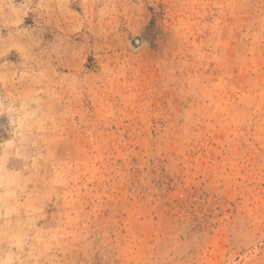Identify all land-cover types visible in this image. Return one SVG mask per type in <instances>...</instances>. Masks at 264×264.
I'll return each mask as SVG.
<instances>
[{"label":"clouds","instance_id":"9594fccd","mask_svg":"<svg viewBox=\"0 0 264 264\" xmlns=\"http://www.w3.org/2000/svg\"><path fill=\"white\" fill-rule=\"evenodd\" d=\"M0 264H264V0H0Z\"/></svg>","mask_w":264,"mask_h":264},{"label":"rangeland","instance_id":"374dc122","mask_svg":"<svg viewBox=\"0 0 264 264\" xmlns=\"http://www.w3.org/2000/svg\"><path fill=\"white\" fill-rule=\"evenodd\" d=\"M149 31H150V29H149ZM188 39L190 40L191 46L193 48L198 46L199 40H198L197 37L190 36ZM133 43H134V40H133ZM148 132H149V130H145V131L142 132L139 128H136L135 125H133V127H130V128L127 129V131L123 132V136H124L125 142L133 141L134 147L138 148L139 145H136L135 141L140 139L142 136L147 135ZM137 133H139V135H137ZM214 146L215 145H213V147ZM121 155H123V153H121ZM129 158H130L132 164H137L139 162L136 156H130ZM117 162L118 163H122V160H118Z\"/></svg>","mask_w":264,"mask_h":264}]
</instances>
